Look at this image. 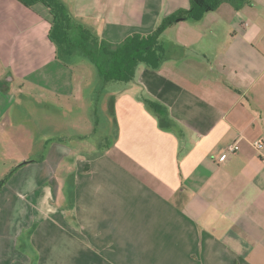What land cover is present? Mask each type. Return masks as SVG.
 Wrapping results in <instances>:
<instances>
[{
    "label": "crops",
    "instance_id": "obj_1",
    "mask_svg": "<svg viewBox=\"0 0 264 264\" xmlns=\"http://www.w3.org/2000/svg\"><path fill=\"white\" fill-rule=\"evenodd\" d=\"M63 1L76 20L113 41L152 31L191 2ZM51 18L43 3L0 0V118L11 82L53 99L72 96L64 88L72 67L56 58ZM162 43L161 67L139 65L135 83L116 95V139L67 171L75 202L71 210L61 204L72 230L63 251L75 264H264V0L178 20ZM13 113L16 122L27 117L17 104ZM63 141L55 138L52 148L70 149ZM235 141L236 153L218 161Z\"/></svg>",
    "mask_w": 264,
    "mask_h": 264
},
{
    "label": "rangeland",
    "instance_id": "obj_2",
    "mask_svg": "<svg viewBox=\"0 0 264 264\" xmlns=\"http://www.w3.org/2000/svg\"><path fill=\"white\" fill-rule=\"evenodd\" d=\"M84 61L72 66V74L66 73L64 88L73 94L61 100L39 87L21 89L18 81L10 83L13 97L3 104L0 118V126L5 127L0 131V182L5 181L0 188V264H75L72 252L63 251L66 237L72 236L67 229L70 219L65 212L66 224L61 212L65 210L61 204H69L73 193L72 175L67 171L76 170L79 161L90 162L101 152L102 142L114 138L108 90L122 85L112 82L100 88L103 81L96 67ZM96 96L97 104L92 100ZM15 104L20 115L27 111V117L29 112L33 117H19L16 122ZM42 113L47 114L46 121ZM57 137L70 149H53ZM65 174L68 179L59 194L58 183Z\"/></svg>",
    "mask_w": 264,
    "mask_h": 264
},
{
    "label": "trees",
    "instance_id": "obj_3",
    "mask_svg": "<svg viewBox=\"0 0 264 264\" xmlns=\"http://www.w3.org/2000/svg\"><path fill=\"white\" fill-rule=\"evenodd\" d=\"M26 6L43 3L48 7L51 18L49 38L56 47V58L64 65L72 67L77 63L87 60L97 69V76L103 84L121 82L122 85L108 90V108L114 118V141L118 135V125L115 118L116 95L123 92L135 80L138 66L143 63L152 69H158L166 60V54L162 43V36L166 29L178 20L194 19L200 20L207 12L218 9L223 3H230L239 9L251 0H191L188 8L179 9L164 16L159 25L152 31H134L125 37L113 41L106 37L98 36L93 29L76 20L68 5L63 0H20ZM103 90V89H102ZM102 90L100 92L102 93ZM107 90H105L106 94ZM100 99V97H99ZM96 104L98 96L93 98ZM148 107L164 115L161 105L145 100ZM95 113L98 112L97 105L93 106ZM108 146V145H107ZM103 152V151H102ZM85 171L90 169L86 164ZM5 181L0 182V188ZM74 189L68 209L74 208Z\"/></svg>",
    "mask_w": 264,
    "mask_h": 264
},
{
    "label": "built area",
    "instance_id": "obj_4",
    "mask_svg": "<svg viewBox=\"0 0 264 264\" xmlns=\"http://www.w3.org/2000/svg\"><path fill=\"white\" fill-rule=\"evenodd\" d=\"M254 146L258 149V150H261L263 148V142L261 140H257L254 142ZM239 149V145L237 143V141L233 142V143H230L228 146H227V152L228 154L223 156L222 158H218V161H224L228 158V155L229 154H233V153H236V151Z\"/></svg>",
    "mask_w": 264,
    "mask_h": 264
}]
</instances>
